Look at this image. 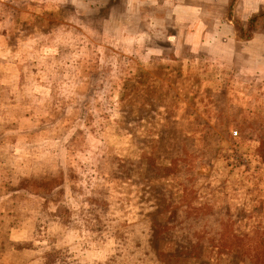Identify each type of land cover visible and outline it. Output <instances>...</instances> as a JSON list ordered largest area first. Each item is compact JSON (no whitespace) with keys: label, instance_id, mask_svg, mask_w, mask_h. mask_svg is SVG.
Here are the masks:
<instances>
[{"label":"rangeland","instance_id":"rangeland-1","mask_svg":"<svg viewBox=\"0 0 264 264\" xmlns=\"http://www.w3.org/2000/svg\"><path fill=\"white\" fill-rule=\"evenodd\" d=\"M262 13L264 0H0V264L264 261V22L240 27ZM60 82L109 103L93 122L69 108L56 139L42 107ZM101 159L95 199L79 187ZM52 160L84 178L18 192Z\"/></svg>","mask_w":264,"mask_h":264},{"label":"trees","instance_id":"trees-1","mask_svg":"<svg viewBox=\"0 0 264 264\" xmlns=\"http://www.w3.org/2000/svg\"><path fill=\"white\" fill-rule=\"evenodd\" d=\"M259 21L264 22V13H262L260 16H257L253 19L252 23L246 25H241L240 27L243 31V36L245 37L247 34L251 35V34H255L258 33L259 29L258 27L256 28V23L258 26ZM31 59L33 58V55L30 57ZM57 61L62 62V57L56 58ZM32 61V60H30ZM58 62V63H59ZM57 63V64H58ZM58 66H56L57 68ZM38 67L32 65V64H25L24 66H22L19 69V75H24L26 74L27 70H33V72L37 73L39 72ZM59 70V67L56 69V71ZM8 76H12L11 73H8L7 71H4V74L2 75V78L0 79V92L5 93L6 91H8V93L10 92V89L6 86H4V84L2 83L3 79L8 78ZM18 76V75H17ZM16 76V77H17ZM32 83L31 80L28 81V86L33 88V89H38V84L40 83V80H38L36 83L30 84ZM62 84V87H58L57 89H54L52 87H48V89H50V93L49 95L45 96L43 98L44 102H46L47 106L42 107L43 112L45 113H50L48 111H50L49 109H51V114H49V116H47V121L46 124L50 125V132L51 133H55V138L56 139H62L64 138V136L67 133V126L64 125L62 123V121L64 120L66 114L65 112L71 108L74 107L76 104H83V113H81L79 115V117L81 119H84L86 122H91L93 119L91 117H94L91 109L93 110L97 105H102L104 102H108L109 100H105V101H101L100 98H95V100L93 102L90 101H84L82 102L80 100L79 94H78V86L77 84L74 82L73 85L71 84H64V82H60ZM7 93V95H8ZM32 94H34V91H32ZM42 96V95H41ZM0 98H3V96L1 95ZM108 110H110V106L107 107ZM91 113V114H89ZM105 118H107L106 115H104ZM93 122V121H92ZM45 138V136H43ZM47 139V138H45ZM262 143V142H261ZM262 148V146H261ZM259 148V149H261ZM34 152L41 156L44 153H46V149L45 148H35L33 147ZM262 150V149H261ZM4 152V151H3ZM3 152L1 154L0 157L3 156ZM262 157H264V154L262 153L261 155ZM264 159V158H263ZM111 159H101L100 161H98L97 163H93L90 166V170L88 172L89 176L88 178L85 180L83 179L84 177H82L81 175H79L82 172H74L73 170H69L70 168H64L61 165V162L59 160H55V161H48V165H47V172L46 173H33L29 179L25 180L24 176H21L20 180L17 181L16 183V187L18 189V192L20 191H24L22 193L28 192H34L35 190H38V192H44V193H49L50 197H52L51 193H55L58 189H60L64 183H65V179L67 178V176L73 172L72 180H79V179H83V184L84 186L79 187V192L80 193H86L87 192V188L90 189V193H95V199H96V195L98 193V188L100 186L103 187V185H101L102 183L98 181V173L104 168L103 165H106V163H108V161H110ZM35 167H38L35 165ZM51 176L49 177V181L46 183V179L47 176ZM81 176V177H80ZM33 180L35 178L34 181L35 183H32V178ZM87 180H90V182H88ZM40 184L41 186H43V189L41 191H39V187L36 184ZM46 183V184H45ZM95 183V184H94ZM74 190V189H73ZM75 193V192H74ZM101 205H99L100 208ZM99 208L96 206L95 208V212L96 214H98V210ZM260 255H258V257H261V251H257ZM256 252V253H257ZM264 254V253H263ZM257 256V255H256ZM258 264H264L263 259L258 261Z\"/></svg>","mask_w":264,"mask_h":264},{"label":"crops","instance_id":"crops-1","mask_svg":"<svg viewBox=\"0 0 264 264\" xmlns=\"http://www.w3.org/2000/svg\"><path fill=\"white\" fill-rule=\"evenodd\" d=\"M262 165H264V164H262ZM257 176H258V173H257Z\"/></svg>","mask_w":264,"mask_h":264}]
</instances>
